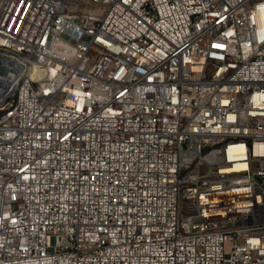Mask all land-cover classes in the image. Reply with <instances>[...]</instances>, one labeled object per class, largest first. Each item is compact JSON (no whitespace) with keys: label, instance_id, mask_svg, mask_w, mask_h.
<instances>
[{"label":"built area","instance_id":"built-area-1","mask_svg":"<svg viewBox=\"0 0 264 264\" xmlns=\"http://www.w3.org/2000/svg\"><path fill=\"white\" fill-rule=\"evenodd\" d=\"M1 61L0 264H264V0H0Z\"/></svg>","mask_w":264,"mask_h":264},{"label":"rangeland","instance_id":"rangeland-1","mask_svg":"<svg viewBox=\"0 0 264 264\" xmlns=\"http://www.w3.org/2000/svg\"><path fill=\"white\" fill-rule=\"evenodd\" d=\"M74 6L79 9V10H85V9H90L92 8V6H90L89 4H87L86 2H76L74 4ZM93 9V8H92ZM205 172V170L203 171Z\"/></svg>","mask_w":264,"mask_h":264},{"label":"water","instance_id":"water-1","mask_svg":"<svg viewBox=\"0 0 264 264\" xmlns=\"http://www.w3.org/2000/svg\"><path fill=\"white\" fill-rule=\"evenodd\" d=\"M10 64L8 62L5 61H1L0 62V67L1 69H9L10 68ZM0 84H1V75H0Z\"/></svg>","mask_w":264,"mask_h":264}]
</instances>
